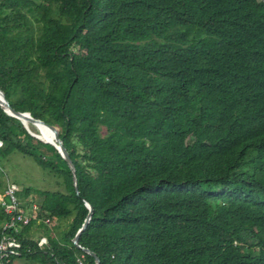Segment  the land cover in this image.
Instances as JSON below:
<instances>
[{"label": "trees", "instance_id": "16d2710c", "mask_svg": "<svg viewBox=\"0 0 264 264\" xmlns=\"http://www.w3.org/2000/svg\"><path fill=\"white\" fill-rule=\"evenodd\" d=\"M0 91L59 129L79 187L0 108L2 159L66 185L19 193L41 203L18 259L95 264L89 203L101 264H264V0H0Z\"/></svg>", "mask_w": 264, "mask_h": 264}, {"label": "rangeland", "instance_id": "374dc122", "mask_svg": "<svg viewBox=\"0 0 264 264\" xmlns=\"http://www.w3.org/2000/svg\"><path fill=\"white\" fill-rule=\"evenodd\" d=\"M33 126V125H31ZM34 132H40L38 127H34ZM1 173H3V178L16 185L19 192L23 190L30 189L35 192H61L66 193V185L64 177H59L50 171H45L40 168L34 160L30 158H23L18 153H12L9 157L2 159L0 153V179L2 180ZM5 185V183H4ZM34 192V195L30 196L26 201L22 200L23 205L32 203L31 205H36L40 207L41 198ZM18 199L20 195L18 194ZM45 221V220H44ZM69 219L52 221L50 224H45L47 228L53 231L58 237L64 234L65 229H67ZM0 224H4L0 220ZM35 231H30L25 237L33 238V240H40L43 235L42 232L36 231L38 228H33ZM41 230V229H40ZM42 231V230H41ZM11 264H40L34 261H27L25 259H15L12 260Z\"/></svg>", "mask_w": 264, "mask_h": 264}, {"label": "built area", "instance_id": "2783aa9c", "mask_svg": "<svg viewBox=\"0 0 264 264\" xmlns=\"http://www.w3.org/2000/svg\"><path fill=\"white\" fill-rule=\"evenodd\" d=\"M19 193L16 185L5 180L3 193L0 195V209L8 220L3 225L0 239V264H11L12 260L20 258L21 243L18 240V234L37 218L40 211L39 206L31 205L32 203L23 205L17 197ZM50 223L49 219L46 220V224ZM37 244L40 248H45L48 245V239L41 237Z\"/></svg>", "mask_w": 264, "mask_h": 264}, {"label": "water", "instance_id": "95a60500", "mask_svg": "<svg viewBox=\"0 0 264 264\" xmlns=\"http://www.w3.org/2000/svg\"><path fill=\"white\" fill-rule=\"evenodd\" d=\"M0 108L5 113L12 115L17 120H19L20 123L22 124L23 128L26 129L28 131V133L32 137L38 139L39 141H41L43 143L52 145L60 153V156L62 157V159L67 164L69 171H71V173H72L74 188H75L77 196H79V187H78V180H77V174H76L77 171H76V168H75V165H74L73 161L71 160V157H69L68 152L64 148L63 141L60 139L59 129L57 127H55V126L48 125V124H46L45 122H43L41 120H37V119L33 118L31 113H29V112H17V111H15L9 105L8 101L6 100L4 94L1 91H0ZM28 124L33 125V126H45V127L49 128V129L55 131V133H56L55 142L47 143V142L43 141L41 139V137H39L38 135H36L34 132H32L29 129ZM86 206L89 209V214H88V216H87V218L85 220V223H84L83 227L79 230V232L77 233V235L73 239V244L76 246V249H78L82 253L92 257L95 260V264H101V261L97 257L96 254L92 253L91 251H89L87 249L82 248V246L80 245V237H81L82 233L89 226V224H90V222L92 220L93 214H94V209H93L92 205L89 204V203H86Z\"/></svg>", "mask_w": 264, "mask_h": 264}, {"label": "bare ground", "instance_id": "6f19581e", "mask_svg": "<svg viewBox=\"0 0 264 264\" xmlns=\"http://www.w3.org/2000/svg\"><path fill=\"white\" fill-rule=\"evenodd\" d=\"M28 127H29V129H30L32 132H34V131L32 130V128H31V125H30V124H28ZM34 127H35V126H34ZM36 127H38V128L40 129V132L37 131V133H36V132H34V133H35L36 135H38L39 137H41V139H42L43 141H45V142H47V143H53V142H55V138H56V133H55V131H53V130H51V129L45 127V126H36Z\"/></svg>", "mask_w": 264, "mask_h": 264}, {"label": "crops", "instance_id": "0c3cea01", "mask_svg": "<svg viewBox=\"0 0 264 264\" xmlns=\"http://www.w3.org/2000/svg\"><path fill=\"white\" fill-rule=\"evenodd\" d=\"M42 237V236H41Z\"/></svg>", "mask_w": 264, "mask_h": 264}]
</instances>
